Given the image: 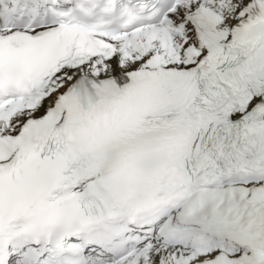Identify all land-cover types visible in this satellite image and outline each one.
<instances>
[{"label": "snow or ice", "instance_id": "snow-or-ice-1", "mask_svg": "<svg viewBox=\"0 0 264 264\" xmlns=\"http://www.w3.org/2000/svg\"><path fill=\"white\" fill-rule=\"evenodd\" d=\"M0 264H264V0H0Z\"/></svg>", "mask_w": 264, "mask_h": 264}]
</instances>
